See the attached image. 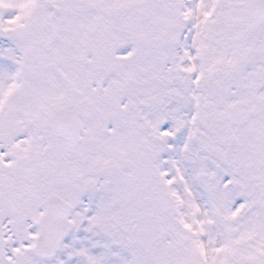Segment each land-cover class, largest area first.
<instances>
[{"label": "snow or ice", "instance_id": "obj_1", "mask_svg": "<svg viewBox=\"0 0 264 264\" xmlns=\"http://www.w3.org/2000/svg\"><path fill=\"white\" fill-rule=\"evenodd\" d=\"M0 264H264V0H0Z\"/></svg>", "mask_w": 264, "mask_h": 264}]
</instances>
